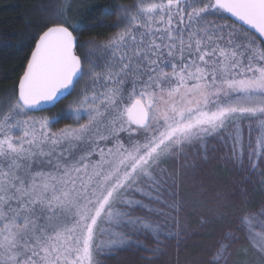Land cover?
<instances>
[{
  "label": "snow or ice",
  "instance_id": "1",
  "mask_svg": "<svg viewBox=\"0 0 264 264\" xmlns=\"http://www.w3.org/2000/svg\"><path fill=\"white\" fill-rule=\"evenodd\" d=\"M72 7L46 9L0 97V264H101L133 249L151 260L201 240L190 264H264V203L242 210L243 185L196 227L180 193L214 160L264 184V0H135L117 9L118 31L89 42L101 57L79 54ZM78 86L67 112L36 115Z\"/></svg>",
  "mask_w": 264,
  "mask_h": 264
},
{
  "label": "trees",
  "instance_id": "2",
  "mask_svg": "<svg viewBox=\"0 0 264 264\" xmlns=\"http://www.w3.org/2000/svg\"><path fill=\"white\" fill-rule=\"evenodd\" d=\"M134 1L72 0L73 7L69 14V19L73 24L80 25L81 28L76 33L79 44L83 46L80 48L79 54L85 55L88 49L93 48L89 44L90 41L100 44L109 36L113 35L117 31L116 26L119 19L117 9L124 5H129ZM54 2L55 0H0V97L8 95L18 82V78L23 72L26 61L30 57L33 37L48 22V12L46 9L50 8ZM68 98L69 96H66L49 110L39 113L55 115ZM69 124H72V120L70 118H64L60 119L58 123H55L54 127ZM215 169L218 175L223 178L231 174L226 163L223 161H219L215 165ZM222 169L226 172H223ZM241 176L232 180L235 183L240 181L239 187L243 185L246 191L247 207L243 210L247 211L251 209L255 211L256 205H260L262 202L261 198L258 201L256 200V189L258 190L260 186L256 184V179L253 182L245 180L246 175L244 177L242 176L243 179ZM250 178H252V175ZM219 197H223L227 203V196L224 197L221 194ZM238 198L244 199V197L239 195ZM192 247L193 249L196 248L195 244H191ZM179 255L180 253L176 250V264H179ZM128 261L121 260L119 262H111L110 264L134 263V259L132 258Z\"/></svg>",
  "mask_w": 264,
  "mask_h": 264
},
{
  "label": "rangeland",
  "instance_id": "3",
  "mask_svg": "<svg viewBox=\"0 0 264 264\" xmlns=\"http://www.w3.org/2000/svg\"><path fill=\"white\" fill-rule=\"evenodd\" d=\"M134 2L129 5H124V6H130L134 4ZM120 23L121 21L120 19H118L117 25ZM117 31H118V28H117ZM90 50L93 51L96 57H101L103 55V53L100 50H97L94 48L88 49L85 54H87ZM83 83L84 82L82 81L81 86L83 85ZM79 87L80 86L77 87L76 92H73L72 95L69 96L68 100L58 110V112L55 113V115H50L47 113H36V115L47 116L51 120L59 116L61 113L67 112L69 104L74 100L77 93L79 92ZM70 119L72 120V124H73L74 117ZM81 122H84L83 118L81 119ZM54 125H53V130L66 126V125H63L61 127H54ZM245 135H247V132H245ZM218 162L219 161L214 160L212 163L208 164L206 168L204 169L203 174L190 175L186 179L185 183H183L180 187L181 195L184 196L188 200L189 204L191 205V207L189 208V219L193 227L197 226V221L199 217L209 216L210 210H213L216 207L217 202L220 199L218 194L219 195L223 194L224 197L227 196V200H226L227 203L234 202L232 200L233 196H236V198L239 199L237 192L240 188L239 187L240 181L236 180L238 182L235 183L234 180L237 177L239 178L241 175L243 177L245 175L241 174V172L238 169L233 168L232 165L226 163V166L228 167L231 174H229V176L225 175L226 177L223 178L218 175V172L215 169V165H217ZM222 171L224 172L225 170L222 169ZM242 176L241 178L243 179ZM250 176L251 175L246 176L245 180L254 182L256 179V184L260 186L258 190L256 189V200L258 201L259 198H261L262 202L260 203V205H256V210H257L260 208L262 203H264V184H262V178L260 177L259 172L252 174V178H250ZM201 186H203L205 190L197 199L193 196V192L199 189ZM236 214L238 215L239 213H236ZM206 243L207 241L201 240L198 242L199 246L195 245L196 248L194 249L193 247L191 248V244H189L187 248H181L179 251L180 255L178 256L179 257L178 263L185 264V262H189L190 264V262L195 261L201 254V249L204 247ZM150 247H152V245L149 242V248ZM175 254H176V246H175V243L172 242L168 244L166 250L160 256L153 257L151 260L148 259L150 255L149 252L145 251L141 253V252H137L134 249L133 250H122V251L117 252L115 255H101L99 259L101 261V264H110L111 262H115V261L119 262L121 260L128 261L131 258L134 259L133 264H176ZM248 259L250 261V264H255L254 256H250Z\"/></svg>",
  "mask_w": 264,
  "mask_h": 264
},
{
  "label": "water",
  "instance_id": "4",
  "mask_svg": "<svg viewBox=\"0 0 264 264\" xmlns=\"http://www.w3.org/2000/svg\"><path fill=\"white\" fill-rule=\"evenodd\" d=\"M61 99H63V98H61ZM61 99H60V100H61ZM60 100H59V101H60ZM59 101H58V102H59ZM58 102H57V103H58ZM57 103H56V104H57ZM56 104H55V105H56ZM50 108H52V107H49L48 110H49ZM46 111H47V110H46ZM43 112H44V111H43Z\"/></svg>",
  "mask_w": 264,
  "mask_h": 264
}]
</instances>
